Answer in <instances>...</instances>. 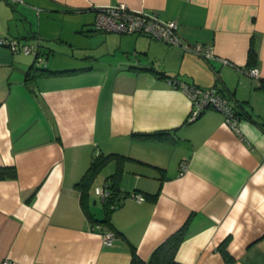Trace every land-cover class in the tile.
<instances>
[{
    "label": "crops",
    "instance_id": "0c3cea01",
    "mask_svg": "<svg viewBox=\"0 0 264 264\" xmlns=\"http://www.w3.org/2000/svg\"><path fill=\"white\" fill-rule=\"evenodd\" d=\"M118 3L177 21L183 43L211 45L216 58L96 30L95 10ZM0 38L38 51L0 44V167L16 169L0 178V264H130L133 247L147 261L184 223L175 264H227L225 239L229 264H264V0H0ZM54 39L66 61L54 60ZM39 64L76 71L32 79ZM180 83L225 95L238 131L212 108L190 119ZM153 133L162 135L143 136ZM98 153L128 157L119 196L145 197L119 200L111 246L76 185ZM116 166L109 160L89 188L97 219L103 204L91 198Z\"/></svg>",
    "mask_w": 264,
    "mask_h": 264
},
{
    "label": "built area",
    "instance_id": "2783aa9c",
    "mask_svg": "<svg viewBox=\"0 0 264 264\" xmlns=\"http://www.w3.org/2000/svg\"><path fill=\"white\" fill-rule=\"evenodd\" d=\"M12 3H22L23 0H9ZM94 27L99 31H113L123 34H143L160 40L170 46H181L185 51L192 52L206 59L216 58L212 46L201 43H183L178 32V23L175 20H161L155 14H148L140 10H133L125 3L114 6L99 7L95 10ZM0 44L9 46L12 50H22L25 54L36 53V49L29 44L19 43L15 40L0 38ZM40 61V59H38ZM223 63H228L222 59ZM237 69L252 77H259L257 67H237ZM179 87L189 97L192 110L190 119H195L201 111L212 108L219 111L225 117V121L235 131H238L239 117L228 104V99L215 87H199L195 84L180 83ZM186 168L185 162L180 163V171ZM108 190L103 187L95 188V195L102 201L108 196ZM130 197L137 201L144 200L140 193H133ZM92 229L98 232L107 246L113 244L116 234L111 229H102L101 225L95 224ZM1 264H11L8 258H4Z\"/></svg>",
    "mask_w": 264,
    "mask_h": 264
},
{
    "label": "trees",
    "instance_id": "16d2710c",
    "mask_svg": "<svg viewBox=\"0 0 264 264\" xmlns=\"http://www.w3.org/2000/svg\"><path fill=\"white\" fill-rule=\"evenodd\" d=\"M36 57L38 58V54H36ZM248 58H249V61H253L255 59V52L252 47L249 49ZM75 71L76 70H61V71L54 70L53 71V70L47 69L45 64L44 65L39 64L38 66H35V67L31 66L29 70L27 71V75H30L32 79H36L43 75L73 73ZM236 114L239 117V114L238 113ZM161 135L162 133H153V134H146L143 136L159 138ZM126 158L128 157H125L123 155H119L116 153H109V154L98 153L92 157L89 166L87 167V169L81 176L80 180L76 183V185L80 187V191H81L80 192L81 207L85 211L89 219L92 221V227L95 224H99L101 225L102 229L113 230L111 227L110 216H111L112 211L115 209V207H117L120 204L119 200L126 196H130L133 193H137L136 191H131V192H128L127 194H124L123 197L119 196L121 193V189H120L118 180L120 178V173L123 168L122 162ZM111 159H116L117 166H116L115 172H113L107 177V183L104 184V187L108 190L109 193H108V196L104 199V201H102L104 216L101 219H97L88 210L87 199L89 196V188L92 185L99 170ZM5 176H10V177L15 178L16 177L15 167L14 166L0 167V178L5 177ZM156 195L157 194H153V197H156ZM186 225L187 223H184L179 229L171 233L161 243H159L153 249L147 261L141 260L137 256L135 252V248L133 247L131 249L132 257H131L130 264H175L176 263L175 254H176L178 246L180 245V243L185 237ZM114 232L116 235L119 234L116 231ZM226 242H227V239L221 242L219 248H221V250L223 251L224 258L227 261V264H229L232 258L225 249Z\"/></svg>",
    "mask_w": 264,
    "mask_h": 264
},
{
    "label": "rangeland",
    "instance_id": "374dc122",
    "mask_svg": "<svg viewBox=\"0 0 264 264\" xmlns=\"http://www.w3.org/2000/svg\"><path fill=\"white\" fill-rule=\"evenodd\" d=\"M53 42H54V47L55 46H57L56 48H55V50H56V52L54 53V55H53V57H55L54 58V60L55 61H57V59L58 60H63V61H66V57H64L62 54H61V52H63L64 51V49L65 48H61V46H59V43H58V41L56 40V39H54L53 40ZM59 47V48H58ZM66 51V50H65ZM32 54V53H31ZM43 56V55H42ZM106 170H110L109 168H107L106 167ZM94 195V197L96 196L95 194H93ZM93 200H96L97 202L99 201V198L96 196L95 198H91V201H90V204H92L93 202Z\"/></svg>",
    "mask_w": 264,
    "mask_h": 264
},
{
    "label": "water",
    "instance_id": "95a60500",
    "mask_svg": "<svg viewBox=\"0 0 264 264\" xmlns=\"http://www.w3.org/2000/svg\"><path fill=\"white\" fill-rule=\"evenodd\" d=\"M37 52H38V51L36 50V53H35V55H36V54H38Z\"/></svg>",
    "mask_w": 264,
    "mask_h": 264
}]
</instances>
